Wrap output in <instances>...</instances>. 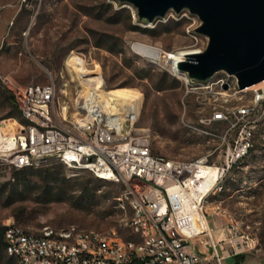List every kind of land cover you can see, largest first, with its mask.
<instances>
[{
  "label": "rangeland",
  "instance_id": "rangeland-1",
  "mask_svg": "<svg viewBox=\"0 0 264 264\" xmlns=\"http://www.w3.org/2000/svg\"><path fill=\"white\" fill-rule=\"evenodd\" d=\"M199 24L187 9L141 20L135 6L120 0H0V121L25 122L15 116L19 94L28 85L54 79L58 103L68 105L73 115L77 100L103 83L105 95L112 99L126 92L136 96L128 124L133 127L135 122L136 129L146 131L153 153L195 161L214 150L215 134L225 126L205 127L197 120L209 117V92L199 103L202 89L187 95L166 71L169 60L162 53L203 51L208 39L195 32ZM136 44L157 48L155 63L138 53ZM163 74L167 86L157 90ZM222 76L219 71L201 82ZM250 99L247 93L244 102ZM258 115L249 155L227 172L205 203L208 218L215 221L209 226L219 255L220 249L232 248L224 231L229 222L257 239L253 250L238 253L244 256L238 264H264V108ZM41 167L50 172L0 165V232L12 222L33 232L75 224L83 229L117 228L124 239L132 237L131 230L119 226L120 219L132 213L129 199L120 196L125 183L100 179L55 158L44 160ZM220 232L223 239L217 240ZM0 264L20 263L0 246ZM196 264L218 263L207 253ZM221 264L235 262L222 259Z\"/></svg>",
  "mask_w": 264,
  "mask_h": 264
},
{
  "label": "built area",
  "instance_id": "built-area-1",
  "mask_svg": "<svg viewBox=\"0 0 264 264\" xmlns=\"http://www.w3.org/2000/svg\"><path fill=\"white\" fill-rule=\"evenodd\" d=\"M162 54L169 60L166 71L180 81L183 90L202 89L198 103L206 98L209 85H201V80L178 69V62L185 57H174L172 52ZM144 57L154 63V55ZM184 81H191V88H184ZM56 93L52 78L47 84L23 88L19 107L26 113V122L0 121V160H7V165L15 169L43 162L24 155L22 145L57 151V160L65 157V151H78V157L97 169V175L126 184L120 196L135 202L139 218L135 231H131L132 237L120 244L104 242L105 234L93 235L91 228L88 234H78L75 224L61 228L49 226L33 232L12 222L6 225L3 238H16L13 256L24 258L26 264H39V256H46V250H55L58 264H196L207 256L205 247L208 246L212 250L210 256L221 264L225 255L234 256L256 247L255 237L229 222L226 232L233 242L232 248L220 249L219 255L205 208L207 198H203V193L194 192V185L205 184V189L214 187L216 191L217 184L240 162L243 151L253 147L257 116L264 107L263 91L261 103L252 111L209 112V119H197L205 127L222 124L225 128L215 134L218 145L207 157L195 159L194 165L184 168L170 167L162 155L148 150L147 137H140L135 122L123 136L105 132L110 100L103 83L99 89L87 90L77 100L73 115L68 105L58 103ZM127 109L131 108L124 104L121 119ZM49 111H56L58 123H50ZM66 117L76 118L77 126L65 127ZM78 129H85L86 137H79ZM118 141L129 142V150H113L112 142ZM14 226H21V234H14ZM109 234H116L113 228ZM134 238L150 241V248L135 247Z\"/></svg>",
  "mask_w": 264,
  "mask_h": 264
},
{
  "label": "water",
  "instance_id": "water-1",
  "mask_svg": "<svg viewBox=\"0 0 264 264\" xmlns=\"http://www.w3.org/2000/svg\"><path fill=\"white\" fill-rule=\"evenodd\" d=\"M131 3L141 20L187 9L200 20L195 32L207 37L203 51L186 54L177 67L205 80L219 71L233 75L239 88L264 79V0H120ZM211 255L212 250L206 246Z\"/></svg>",
  "mask_w": 264,
  "mask_h": 264
},
{
  "label": "bare ground",
  "instance_id": "bare-ground-1",
  "mask_svg": "<svg viewBox=\"0 0 264 264\" xmlns=\"http://www.w3.org/2000/svg\"><path fill=\"white\" fill-rule=\"evenodd\" d=\"M141 45L142 44L135 45V49L137 50L138 53L146 54V55L147 54L154 55V58L159 57L160 52L157 48L150 47L147 45H142V46ZM194 53H197V51H185L173 55L174 57H185L186 54H194ZM154 63H155V59H154ZM224 73L225 76L219 77L215 80L209 82L207 81V83L203 82V84L201 82V85H209V88H207L206 90L209 92L208 94L211 100L210 101L211 112L221 113L224 110H233L234 113H241L243 111L254 110L261 103V91L264 92V85L260 87H257L255 85L262 83L264 79L250 86L239 88L236 78L233 75L227 74L226 72ZM184 87L191 88V81H184ZM194 90L197 91L198 89H194ZM194 90L186 91V94L188 95V93H191ZM247 93L251 94V99L249 100L248 103H245L244 98L246 97ZM106 97L110 100V102H109V110H108L109 120L108 123L105 124V132L111 136H123L133 128L132 125L128 123L130 119L129 116L132 117L134 114V110L136 106V96L131 92H126L121 95H118L117 97H114L113 99L110 98L109 96ZM127 103H129L130 105L129 107L131 109H129V112L126 111L123 118L121 119V112H122L121 107H123L124 104ZM21 113L26 122V113L23 110H21ZM49 119H50V123H58V116H56V111H49ZM205 119H209V117ZM257 123L259 124V115L257 116ZM64 126L76 127L77 119L69 118V117L64 118ZM137 132H140V137H147V141H148L149 137L146 131L137 129ZM78 136L86 137V130L78 129ZM112 149L129 150V142L126 141L112 142ZM251 149L252 147H249L243 151V156L241 157L240 161L243 160V158L247 157V155H249ZM148 150H150L149 145H148ZM22 153L28 156L30 159H43V161L50 158L57 159V151L35 149V147L32 145H22ZM207 156L208 154L203 157H207ZM163 158L166 159V165L173 168H184L185 166H192L195 164V161L186 162L179 160H171L165 157ZM59 161H61L65 165H70V167L72 168L88 170L91 173H93L95 176L99 177L100 179L109 180L105 176L97 175V169L89 166L87 163H83L82 159L78 157V151L75 150L65 151V157L59 158ZM2 164H7V160H0V165ZM221 182L222 181H220L217 184V187ZM214 190H215L214 187H207L205 189V184L194 185V192L203 193V198H208L213 193ZM128 199L132 213L131 216L122 217L119 221V226L121 229H129L131 231H135V224L139 218V209L136 206L135 202H133L130 198ZM113 230L116 234H109L110 229L109 230L91 229V234L93 235L105 234L104 242L106 243L120 244L127 241L126 239H124L122 236L119 235L117 228H113ZM77 233L88 234V229H83L80 226H77ZM14 234H21V226H14ZM5 243L8 254L10 256H13L14 246H16V238H5ZM134 245L135 247L150 248V241H144V238H136L134 239ZM13 257H15L20 264H26L24 258H18L16 256ZM47 263L58 264V258L55 255V250H46V256H39V264H47Z\"/></svg>",
  "mask_w": 264,
  "mask_h": 264
},
{
  "label": "trees",
  "instance_id": "trees-1",
  "mask_svg": "<svg viewBox=\"0 0 264 264\" xmlns=\"http://www.w3.org/2000/svg\"><path fill=\"white\" fill-rule=\"evenodd\" d=\"M144 30H148V29H144ZM139 78H142V77H139ZM167 83H168V76H167V74H163V76L158 80V82L156 84V89L157 90H160V89L165 88L167 86ZM15 100L16 99H14V101ZM15 105H16V103H15ZM16 110L18 112V116H15V117L17 119H19L20 121H24L23 118H22V113H21V110H20V107H19V104L18 103H17ZM43 162H41L37 166L24 167V168H21V169H18V170L19 171H27V170H32V169H40L41 172H50V169L49 168H44V167L38 168ZM3 235H4V231L0 232V246L1 247H4V249L6 251V246H5V241L3 239ZM10 257L12 259H15L16 260L15 257H13V256H10ZM233 259H234L235 264H238V263H240L244 259V256H243V254H237V255H234L233 256Z\"/></svg>",
  "mask_w": 264,
  "mask_h": 264
},
{
  "label": "crops",
  "instance_id": "crops-1",
  "mask_svg": "<svg viewBox=\"0 0 264 264\" xmlns=\"http://www.w3.org/2000/svg\"><path fill=\"white\" fill-rule=\"evenodd\" d=\"M214 220L213 219H209V224H214ZM227 225V224H226ZM225 225V226H226ZM224 231H225V233H226V229L224 228ZM222 235H224V233L223 232H220V234H219V238H217V240H221V239H223L222 238ZM221 237V238H220ZM226 257V258H225ZM230 257V258H229ZM227 259H229V262L231 263V262H233V258H231V256H224V258H223V260H227Z\"/></svg>",
  "mask_w": 264,
  "mask_h": 264
}]
</instances>
